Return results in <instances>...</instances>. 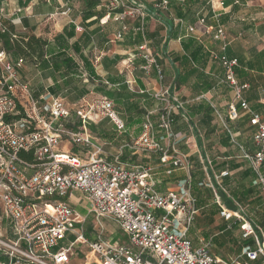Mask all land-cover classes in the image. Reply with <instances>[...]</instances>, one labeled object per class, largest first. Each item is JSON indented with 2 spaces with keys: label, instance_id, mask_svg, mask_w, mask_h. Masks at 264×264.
Instances as JSON below:
<instances>
[{
  "label": "crops",
  "instance_id": "1",
  "mask_svg": "<svg viewBox=\"0 0 264 264\" xmlns=\"http://www.w3.org/2000/svg\"><path fill=\"white\" fill-rule=\"evenodd\" d=\"M128 1L145 9L144 19L131 14L115 20L114 14L123 9L111 10L109 0H0L1 21L6 27L0 31V46L9 61L22 59L18 74L34 98L48 93L74 106L95 95L108 96L125 130L118 131L108 118L87 125L101 155L129 165L150 166L155 189L161 193L188 179L198 209L187 231L192 246L207 243L217 259L237 258L244 246L254 244V237L243 236L242 221L235 215L247 220L258 235L264 234V195L254 183L257 176L247 157L258 150L250 118L257 114L264 119V0H222V5L218 0H167L165 7L156 6L159 0ZM66 7L69 12L61 15ZM202 17L207 25L220 24L225 39H214V30L206 33L198 24ZM123 25L122 38L116 39ZM144 41L162 68V80L154 70L142 69L144 60L137 47ZM221 56L235 60V78L239 84H247L242 96L249 111L241 108L222 82ZM162 87L180 104L172 110L173 132L176 149L186 155L188 169L161 163L155 152L133 153L129 148L146 118L156 126L164 104L154 94ZM230 105L238 113L236 118L229 117ZM70 121L74 124L69 127L79 124L74 113ZM155 134L163 133L156 127ZM168 142L163 140V144ZM61 147L84 155L66 139ZM222 171L228 174L220 176ZM75 192L64 200L82 220L75 225L78 232L88 240L101 232V238L110 244L127 243L126 235L110 218L106 219L117 230L108 228L106 232L107 226L101 223V228L95 223L85 225L87 215L71 202ZM221 208L235 215L224 219ZM116 231L121 238H113ZM0 235L14 239L5 219L0 222ZM74 239L68 233L60 246ZM0 262L33 264L11 259L2 250ZM68 264L99 262L85 244L77 242Z\"/></svg>",
  "mask_w": 264,
  "mask_h": 264
},
{
  "label": "built area",
  "instance_id": "2",
  "mask_svg": "<svg viewBox=\"0 0 264 264\" xmlns=\"http://www.w3.org/2000/svg\"><path fill=\"white\" fill-rule=\"evenodd\" d=\"M128 2L109 0L111 10L123 9L113 18L123 20L136 14L144 19L145 9ZM166 5L167 0L156 3L157 7ZM68 12L66 7L60 14ZM2 16L0 8V31L4 32ZM198 24L206 33L214 30V39H225L220 24L207 25L203 17ZM121 29L116 39L122 38L126 25ZM188 30L192 32L194 27L189 26ZM137 51L144 60L142 69L154 70L162 80V68L147 42L140 44ZM219 60L224 68L222 82L231 89L241 108L249 111L242 96L247 84L237 82L235 60L224 56ZM21 64L22 59L9 61L0 46V222L9 221L14 235V239L0 235V250L6 255L33 264H68L72 247L78 242L97 256L99 264H264V234L258 235L256 228L241 215L224 208L220 209V215L224 219L235 215L241 220L243 236H253L254 244L244 246L240 256L229 261L213 256L207 243L193 247L187 231L198 209L188 179L176 189L161 193L155 189L150 166L129 165L117 157L108 160L102 156L100 146L87 133V125L108 118L118 131H124L125 124L112 100L95 95L90 101L69 106L62 98L48 93L34 98L18 74ZM154 97L164 104L157 124L146 118L129 148L133 153L155 152L161 163L188 169L186 155L176 149L177 135L173 132L172 110L180 108V104L168 88L162 87ZM72 113L79 121L75 128L69 127L74 124L70 121ZM237 116L230 105L229 117ZM250 124L256 128L253 140L258 150L247 157L257 176L254 183L264 195V119L253 114ZM156 127L162 131L161 136L155 134ZM64 139L79 146L84 155L62 149ZM164 139L169 142L163 144ZM22 152L30 153L32 160L21 157ZM227 174L222 171L219 175ZM75 191L84 195L90 205L89 213L97 220L103 217L116 221L127 243L110 244L101 238V232L96 239L88 240L78 232L75 225L82 220L64 200ZM68 233L74 234L75 239L60 246Z\"/></svg>",
  "mask_w": 264,
  "mask_h": 264
},
{
  "label": "rangeland",
  "instance_id": "3",
  "mask_svg": "<svg viewBox=\"0 0 264 264\" xmlns=\"http://www.w3.org/2000/svg\"><path fill=\"white\" fill-rule=\"evenodd\" d=\"M90 99L91 98H89L88 100L90 101ZM89 127V126H88ZM83 199V197H82V195H80V193L79 192H75L74 193V195H73V197L71 198V202L74 204V207H75V209L79 212V213H81V214H86L87 215V221H86V223H84L85 225H90L89 227H91V225H93V223H95L96 225H98V227L100 228V223L101 224H103V225H106L107 226V229H105L106 230V232H108L109 230H108V228L110 229V228H114V230H117L116 228H115V226H114V224H110V221L108 220V219H106V218H103V217H101L99 220H97L95 217H94V215L93 214H90L89 215V213H87L88 211H87V209L90 207V205H89V203L86 201H83L82 200ZM70 205H71V203H70ZM114 227H113V226ZM122 236H121V232L120 231H116L114 234H113V238H115V239H119V238H121ZM243 243H248V242H243Z\"/></svg>",
  "mask_w": 264,
  "mask_h": 264
},
{
  "label": "trees",
  "instance_id": "4",
  "mask_svg": "<svg viewBox=\"0 0 264 264\" xmlns=\"http://www.w3.org/2000/svg\"><path fill=\"white\" fill-rule=\"evenodd\" d=\"M114 11H118V10H114ZM107 98H109L108 96H106ZM21 157L27 159L28 161H31L32 160V157H31V154L30 153H24L22 152L21 153Z\"/></svg>",
  "mask_w": 264,
  "mask_h": 264
}]
</instances>
